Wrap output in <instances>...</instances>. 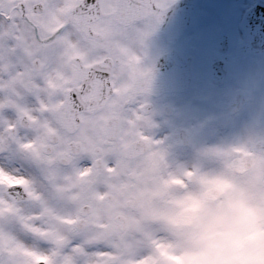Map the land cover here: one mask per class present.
<instances>
[{"label":"snow or ice","instance_id":"1","mask_svg":"<svg viewBox=\"0 0 264 264\" xmlns=\"http://www.w3.org/2000/svg\"><path fill=\"white\" fill-rule=\"evenodd\" d=\"M167 6L0 0V264H137L168 155L142 53Z\"/></svg>","mask_w":264,"mask_h":264},{"label":"clouds","instance_id":"2","mask_svg":"<svg viewBox=\"0 0 264 264\" xmlns=\"http://www.w3.org/2000/svg\"><path fill=\"white\" fill-rule=\"evenodd\" d=\"M161 166L137 264H264V122Z\"/></svg>","mask_w":264,"mask_h":264},{"label":"flooded vegetation","instance_id":"3","mask_svg":"<svg viewBox=\"0 0 264 264\" xmlns=\"http://www.w3.org/2000/svg\"><path fill=\"white\" fill-rule=\"evenodd\" d=\"M157 34V28L154 26L143 45L142 66L148 69L149 73L158 58V55L154 56V54L160 52L161 45L165 46L162 52L172 48L164 39L157 37ZM203 36L199 33L192 40H198ZM192 50L193 46L189 42L184 48L182 47L184 54ZM232 54L231 48L225 53H220L213 47L209 49L204 59H194L192 81L186 91L158 90L149 86L144 99L147 101V112L154 126L148 129V134L162 140L168 154L182 158L195 145H210L212 133L220 134L221 126L240 123V111L235 114L226 112L221 100L226 93L231 95L228 99L231 101L239 90H253L257 80L255 84L245 83L242 86L241 59L234 58ZM214 59L223 61L228 67L227 79L221 85L212 83L210 79L211 64ZM232 73L234 76L230 77ZM212 107L220 109L219 122L211 112Z\"/></svg>","mask_w":264,"mask_h":264},{"label":"water","instance_id":"4","mask_svg":"<svg viewBox=\"0 0 264 264\" xmlns=\"http://www.w3.org/2000/svg\"><path fill=\"white\" fill-rule=\"evenodd\" d=\"M196 1L197 0H176L164 9L157 23L171 42L177 39L188 26L190 14ZM256 13L259 19L264 18V0H259V5L248 13L244 21L243 30L246 35L247 44L242 51L245 53L250 51L259 53L262 49L259 45L264 37V24H262L261 28H255L253 26L252 17L253 14ZM170 65L172 67H170ZM156 72L162 74L164 85L181 88L189 82V60H182L176 52L165 54L160 59L156 67Z\"/></svg>","mask_w":264,"mask_h":264},{"label":"rangeland","instance_id":"5","mask_svg":"<svg viewBox=\"0 0 264 264\" xmlns=\"http://www.w3.org/2000/svg\"><path fill=\"white\" fill-rule=\"evenodd\" d=\"M170 0H167V2ZM250 0H200L198 4L196 5L195 11H194V23L192 24L191 28L188 30V32L185 35L184 41H188L193 34L195 33H202L203 31L208 32L211 34L214 31L213 26V19H215L214 12H211V10H219L218 14H225L226 19L231 18L233 21L237 20L236 16L229 17L227 15L231 14L234 15L235 11L244 6L249 2ZM243 4V5H242ZM243 6V7H244ZM212 8V9H211ZM216 15V14H215ZM241 15V13H240ZM238 18V16H237ZM218 28V27H217ZM209 39V38H208ZM198 48V51L202 54L205 51H208V45L207 40H202L196 45ZM263 58H258L253 60L252 63H257L259 68H263L264 66V56ZM254 65V64H253ZM254 65V66H255ZM255 70H251L252 72L249 73V71L246 73V75L242 76L243 81H251L254 78V73L256 74V67H254ZM254 72V73H253ZM259 76V75H258ZM261 80L259 83V87L257 88V91L252 94V97L254 100L250 101V107L246 108L244 111L249 112L251 114L252 112L261 113V111L264 114V78H258ZM263 98V100H262ZM257 100V102H256ZM243 111V112H244ZM244 119L241 123V127L239 126L236 130L235 129H227V131H222L220 134H217L215 137V141L212 140V144H219L228 142L231 140H234L238 138L240 132L245 128L246 125L250 124L248 123L245 118L246 114L243 113Z\"/></svg>","mask_w":264,"mask_h":264}]
</instances>
